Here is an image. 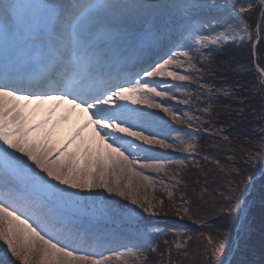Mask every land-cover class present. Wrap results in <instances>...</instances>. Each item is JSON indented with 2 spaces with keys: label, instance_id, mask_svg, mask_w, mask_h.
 <instances>
[{
  "label": "snow or ice",
  "instance_id": "1",
  "mask_svg": "<svg viewBox=\"0 0 264 264\" xmlns=\"http://www.w3.org/2000/svg\"><path fill=\"white\" fill-rule=\"evenodd\" d=\"M253 14L254 29L248 22ZM161 31L175 39H169L167 52L153 60L144 43ZM262 40L264 0H0V241L6 245L4 256L11 253L19 264H148V253L157 251L156 237H163L164 230L142 218L173 212L199 229L209 228L210 216L191 209L195 197L200 201L197 209L208 204L225 221L224 231L215 237L204 231L196 237L205 241L202 253H197L203 264H264V179L258 182L255 171H250L258 170L264 178V67L256 65L258 83L251 88L199 85L233 100L252 89L259 95L258 108L244 96L240 102L247 107L236 110L244 116L250 109L258 121L250 129L258 137L251 141L255 151L245 150L244 167L215 160L224 178V190H215L219 200H206L205 187L192 196L181 191L177 204L173 189L182 181L161 180L168 197L165 208L163 199L147 195L149 188L153 192L155 188L153 178L144 171L167 174V165L175 164L174 176L179 177L185 160L166 161L145 146L193 153L197 150L194 133L203 124L157 102L156 98L174 99L172 89L182 92L185 88L162 85L155 78L198 82L204 74L213 73L198 68L191 52L211 64L205 49L247 41L256 57ZM176 48L187 50L177 52ZM185 65L188 68L181 74L178 69ZM188 69L201 75L194 77ZM147 109H159L194 131L162 125ZM202 111L209 116L212 112L211 107ZM74 117L83 122L60 138ZM207 123L212 126L211 120ZM163 127L168 131H162ZM88 129L91 135H86ZM222 138L231 143L227 135ZM257 191L258 228L253 219ZM229 218L237 220L238 230L231 261L226 260ZM180 235L172 242L163 240L167 264H180L173 253L178 258L189 256L188 242L194 237L179 243ZM257 254L259 260L254 259ZM238 255L245 259H237Z\"/></svg>",
  "mask_w": 264,
  "mask_h": 264
},
{
  "label": "trees",
  "instance_id": "2",
  "mask_svg": "<svg viewBox=\"0 0 264 264\" xmlns=\"http://www.w3.org/2000/svg\"><path fill=\"white\" fill-rule=\"evenodd\" d=\"M248 18L249 24L252 28H255L254 17ZM211 64L205 63L208 69H211L213 75L204 74L203 79L197 83V93L192 99L195 108L197 109L198 124L203 121L201 130L195 132L198 136L197 150L193 152L195 159L192 162L186 163V167L183 169V175L181 176L182 183L179 185L178 194L181 191H186L188 196H192L193 192H201L203 188H207V194L205 195L206 200H210L211 197H215L219 200L220 197L216 195V189L223 191L222 185L224 184L223 173L219 171V167L216 165L215 160L219 159L221 165L244 167L243 156L245 150L255 151L253 148L252 140L257 139V136H253L250 129L256 126L258 121L254 114L249 109L246 111L244 116L236 114V110L239 108H246L247 103H250L257 108L259 107V95L254 89L251 91L241 92L236 100L225 97L221 91L209 92L206 89H201L198 84L207 83L213 85L216 88L226 87L230 90H235L236 84H243L245 88H251L252 85L257 84L258 72L256 71V65L264 67V40L257 45V55L252 56L249 42L245 41L243 44L229 43L223 49H214L213 55H211ZM206 70V71H207ZM249 96L250 100L247 103H241L240 98ZM204 107H211V115L203 113ZM196 111V110H195ZM194 111V112H195ZM211 120L212 126L207 121ZM204 127H208L210 131L205 133ZM220 130L219 134L215 133ZM227 135L230 138L231 143L223 140V136ZM205 156L208 159H205ZM232 158L231 160L229 158ZM198 163V167L196 166ZM255 171L256 179L258 182L262 181L261 173L258 170L250 169ZM207 174V183H205V175ZM187 185V189H185ZM259 187V184L257 185ZM174 199L177 204L180 203L179 195L174 194ZM253 199L256 201L254 206V222L259 227L260 222V205H259V192L253 193ZM197 203H200L195 197L194 202L191 205L193 212L198 215L210 216L209 224L211 227L206 229H199L197 225H194L186 217L181 218L173 212H160L159 214V225L163 226L164 236L159 238L157 241L158 249L156 252L148 253V264H167V253L165 251L164 239L172 242L176 239V234L181 233L179 239L182 243L186 240L185 238L189 235L193 236L194 239L188 242V258L177 257L173 253L174 259H179L180 264H203V257L201 254L205 241L197 239L200 231H204L207 234L215 235L218 231H224L223 224L220 216L214 212V210L208 205L201 209H197ZM168 206V205H167ZM228 225L229 235V252L231 246L235 241V237L238 235L236 228L237 220L235 218H229L226 221ZM257 243L259 241V232L256 233ZM243 247V240L240 241ZM174 247V245H173ZM183 251V249L181 250ZM161 253H165L162 257ZM229 254V253H228ZM227 254V256H228ZM227 258V257H226ZM257 254L254 259L259 260ZM237 259H245L244 256H237ZM232 260V257L230 261Z\"/></svg>",
  "mask_w": 264,
  "mask_h": 264
},
{
  "label": "rangeland",
  "instance_id": "3",
  "mask_svg": "<svg viewBox=\"0 0 264 264\" xmlns=\"http://www.w3.org/2000/svg\"><path fill=\"white\" fill-rule=\"evenodd\" d=\"M169 39H175L174 36H170L169 34L165 33L164 31H161L159 35H157L155 38H148L145 43L144 46L147 48H151V46L157 47V55L158 56H163L164 52H167L168 50V41ZM174 51L177 52H183L186 51L187 49L185 48H176L173 49ZM205 53H210V55H213L214 53V49H205L204 50ZM190 55H193L195 57L194 63H196L198 68H203L205 70H207L206 66H205V62H202V58L198 56V54H196L195 52H191ZM155 58V59H159ZM153 59V60H155ZM181 59L183 60L184 58L181 57ZM211 60H213V58H211ZM188 68V65H185L184 68L182 69H178V71L181 72V74H185V69ZM190 72H192L191 69H188ZM192 74L194 75V77H199L201 75V73L199 72H192ZM156 80H159L162 82V85L164 83H166L167 85L171 86L173 84L176 85H181L185 88L184 91H176V89H172V92L175 96L174 99H169L168 97H164V98H156L157 102H162L165 103L166 106L172 107L178 116L183 117L184 113H187L189 116L196 118V121L198 122V117H197V110L194 109L195 105L193 104L192 99L196 96L197 93V83L200 81H174L169 77H156ZM196 86V87H195ZM181 100H188L189 103H181ZM68 106L66 105L65 108H67ZM140 107H145L144 105H140ZM196 110V111H195ZM147 111L149 112H153L157 115V117L159 118L160 123L163 125L164 122L167 123V125H170L172 128H176V129H182L185 132L187 131H194V130H190L186 127L185 124H180L177 123L176 121H173L171 119L170 116H168L167 114L163 113L161 110L159 109H147ZM195 111V112H194ZM82 123V120H77L76 117L73 118V120L70 122V124L64 126L62 132H61V136L60 138H63V136H66L73 127L76 126L77 123ZM164 132H167L168 129L166 127H163L161 129ZM92 134V129H88L86 132V135H91ZM172 135H175V133H172ZM198 136L195 135L194 133V137L193 139L195 140L196 144L198 143ZM186 139L188 137H185ZM169 142H171V140H169ZM145 147H151L153 149V154L156 156H159L163 159H165L166 161L168 159L171 160H185V164L192 162L195 157H193V153H181L178 151H175L173 149H161L158 146H145ZM141 156H143V153L141 154ZM144 161L141 160V163H143ZM168 171L167 174L165 173H157L151 169H145V175H150L153 178V187L155 188V191H152V188H149L147 195L149 197L151 196H155L158 199H163L165 201V208H167L168 205V197H167V193L164 190L163 185L160 183L161 180H163L165 183H171L173 179H181V176L183 175V169L181 171V174L179 177H175L174 176V172L177 168V166L175 164H168L167 165ZM178 188H180V186L178 185L176 189H173L174 194L179 195L178 194ZM143 194V193H142ZM115 200L119 201L120 203H124V204H129L128 201H123L122 198L120 197H114ZM129 206H131L129 204ZM158 214L155 217H147V214H145V218L142 219H146V220H150L153 223H156V217H159ZM157 224V223H156ZM159 225V224H158ZM160 228H162L163 226L159 225ZM163 229V228H162ZM181 234V233H179ZM181 236V235H180ZM161 237H156V240H158ZM186 239V238H185ZM177 242L182 243L180 240H178ZM4 248H6V245H3V242L0 241V261H7L8 264H19L18 261H16L15 257H11V253H8L7 256H4ZM121 251H123V249H121ZM108 253H105V255H107Z\"/></svg>",
  "mask_w": 264,
  "mask_h": 264
}]
</instances>
